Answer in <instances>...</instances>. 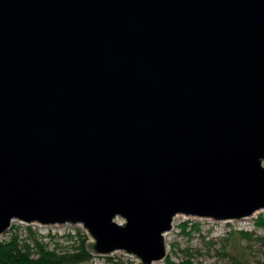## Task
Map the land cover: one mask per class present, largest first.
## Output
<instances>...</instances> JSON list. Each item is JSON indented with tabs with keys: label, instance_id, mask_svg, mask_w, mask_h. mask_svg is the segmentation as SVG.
Listing matches in <instances>:
<instances>
[{
	"label": "water",
	"instance_id": "obj_1",
	"mask_svg": "<svg viewBox=\"0 0 264 264\" xmlns=\"http://www.w3.org/2000/svg\"><path fill=\"white\" fill-rule=\"evenodd\" d=\"M263 163L264 0H0V237L155 264L179 215L263 211Z\"/></svg>",
	"mask_w": 264,
	"mask_h": 264
},
{
	"label": "rangeland",
	"instance_id": "obj_2",
	"mask_svg": "<svg viewBox=\"0 0 264 264\" xmlns=\"http://www.w3.org/2000/svg\"><path fill=\"white\" fill-rule=\"evenodd\" d=\"M260 216L264 217V210L246 219L245 222L215 221L179 215L175 218L173 230L166 234L167 257L178 262L185 255L183 249L189 248L194 252V264H264V227L256 224ZM186 220L198 223L200 229H193L191 234H184L180 224ZM12 225L16 226L15 231H19L24 237L27 235V226L32 225L40 237L42 236L41 239L51 242L52 246L56 241L65 242L64 235L76 233L78 229L84 230L81 225L65 224L45 227L39 226L38 223L25 224L18 220L13 221ZM240 227L243 228L240 229ZM240 230L249 231L251 234L244 235L240 233ZM10 234L11 230L1 237L9 238ZM51 235H55V238ZM112 255L123 254L116 252ZM123 257L132 260L134 264L139 262L135 257L126 255ZM104 262H106L105 258L95 257L86 264ZM155 264H168V261L165 259Z\"/></svg>",
	"mask_w": 264,
	"mask_h": 264
},
{
	"label": "trees",
	"instance_id": "obj_3",
	"mask_svg": "<svg viewBox=\"0 0 264 264\" xmlns=\"http://www.w3.org/2000/svg\"><path fill=\"white\" fill-rule=\"evenodd\" d=\"M256 224L264 227V217L260 216ZM184 234H191L193 229H200L199 224L192 221H184L180 224ZM16 226L12 225L9 238L0 237V264H86L95 257L105 258L106 262L100 264H134L123 255L98 256L92 252V243L86 231L78 229L76 233H68L63 237L65 242H51L41 239L40 234L32 227L27 226V235L24 237ZM240 233L249 235L251 232L240 230ZM55 238V235H51ZM184 257L176 262L170 257L168 264H194V252L191 249H183Z\"/></svg>",
	"mask_w": 264,
	"mask_h": 264
},
{
	"label": "built area",
	"instance_id": "obj_4",
	"mask_svg": "<svg viewBox=\"0 0 264 264\" xmlns=\"http://www.w3.org/2000/svg\"><path fill=\"white\" fill-rule=\"evenodd\" d=\"M234 221H246V219L245 220H231V221H225V222H234ZM39 226H42V225H39ZM45 227H48V226H45ZM243 227H244V224H243ZM243 227H240V229H242ZM245 228V227H244ZM122 254H124V255H126V256H129V257H134V256H132V255H127V254H125V253H123V252H121ZM137 264V263H136Z\"/></svg>",
	"mask_w": 264,
	"mask_h": 264
}]
</instances>
